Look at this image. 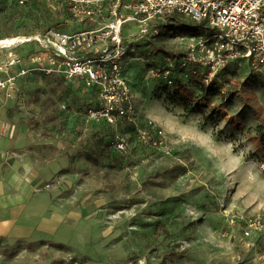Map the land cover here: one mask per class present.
Returning a JSON list of instances; mask_svg holds the SVG:
<instances>
[{
    "label": "rangeland",
    "instance_id": "374dc122",
    "mask_svg": "<svg viewBox=\"0 0 264 264\" xmlns=\"http://www.w3.org/2000/svg\"><path fill=\"white\" fill-rule=\"evenodd\" d=\"M64 8L62 0H0V40L97 26L72 24ZM182 23H154L157 34L129 45L121 66L135 118L116 132L89 121L91 93L61 79L32 73L16 93L0 92V135L20 137V155L48 172L45 187L59 190L45 191L48 215L60 221L40 239L0 241V264H264V232L242 234L243 220L264 217V158L254 140L264 80L235 60L209 86L190 75L194 68L178 62L188 59L189 35L202 32ZM9 50L41 47L0 49V62ZM204 59L196 55L195 64ZM169 62L171 84L159 73ZM135 127L160 129L164 144L140 146ZM116 133L128 140L125 153L113 145ZM230 215L239 218L234 226Z\"/></svg>",
    "mask_w": 264,
    "mask_h": 264
},
{
    "label": "built area",
    "instance_id": "2783aa9c",
    "mask_svg": "<svg viewBox=\"0 0 264 264\" xmlns=\"http://www.w3.org/2000/svg\"><path fill=\"white\" fill-rule=\"evenodd\" d=\"M15 1L22 5L30 0ZM45 1L58 3L61 0ZM62 1L72 24L89 22L97 26L49 32L42 39L35 37L24 42H36L41 47L40 52L17 56L13 50L7 51L4 61L0 62V92L7 96L16 93L19 81L32 73L61 79L91 93L92 104L86 109L89 121L101 122L116 132L126 123L132 124L135 118L133 96L121 66L128 47L135 36L143 38L157 34L154 23L165 21L168 15L178 16L181 21H188L196 29L209 33L208 37L202 34L190 38L186 48L188 59H180L179 65L185 67L189 63L194 68L193 74L198 69L204 81L210 82L228 62L241 60L264 79V0ZM134 27L138 28L136 33ZM198 54L206 55V60L197 65L194 57ZM174 69L169 62L159 72L169 84ZM135 131L142 147L159 149L164 144L160 129L135 127ZM113 145L118 152L125 153L128 140L116 133ZM226 218L229 226L239 221L233 215ZM242 223L245 238L264 232V217L247 218Z\"/></svg>",
    "mask_w": 264,
    "mask_h": 264
},
{
    "label": "crops",
    "instance_id": "0c3cea01",
    "mask_svg": "<svg viewBox=\"0 0 264 264\" xmlns=\"http://www.w3.org/2000/svg\"><path fill=\"white\" fill-rule=\"evenodd\" d=\"M20 141L0 135V241L8 244L40 239L60 224L48 215L45 192L59 190L45 187L48 172L27 163V153L19 152ZM32 144L27 146L32 149Z\"/></svg>",
    "mask_w": 264,
    "mask_h": 264
},
{
    "label": "trees",
    "instance_id": "16d2710c",
    "mask_svg": "<svg viewBox=\"0 0 264 264\" xmlns=\"http://www.w3.org/2000/svg\"><path fill=\"white\" fill-rule=\"evenodd\" d=\"M165 20H167L168 22H172L173 24H174V27H172L171 28V30H174L175 29V26L177 25V24H180V29H184L185 28V25L182 23V21L180 20V17H178V16H175V15H168L167 17H166V19ZM194 29V31H201L200 29H196V28H193ZM202 32V34H205L204 36L205 37H208V35H209V33H204L203 31H201ZM194 33V32H193ZM189 36H195V34H191V35H189ZM237 61H241V60H237ZM227 65V64H226ZM226 65H224L222 68H220L219 70H218V72L215 74V76H214V78L208 83V86L209 85H211L212 83H214V81H215V79L216 80H218V75H219V73H220V71L226 66ZM197 72L195 73V74H197V75H199L200 76V78H201V81L202 82H205L204 81V77H203V75L201 74V71H198V70H196ZM189 72V74L190 75H192L193 77H196L197 75H194V74H192V73H190V71H188ZM172 74H173V72H172ZM172 74L170 75V77L172 76ZM169 77V82H170V84L171 83H173V81H172V79ZM264 80V79H263ZM202 102H201V100L200 99H195V104L197 105V106H203L202 104H201ZM104 127H106L105 125H103ZM108 128V127H107ZM248 135H249V131H248V133H247ZM255 144H256V148H257V150H258V152L263 156V158H264V120H262L261 121V125L260 126H258L256 129H255ZM86 160L87 161H89V162H91V163H97L98 162V160H97V158L96 157H92V155H86ZM155 227L156 228H160V229H162V231H164L165 229H164V225H163V223L161 224V223H156V225H155Z\"/></svg>",
    "mask_w": 264,
    "mask_h": 264
},
{
    "label": "bare ground",
    "instance_id": "6f19581e",
    "mask_svg": "<svg viewBox=\"0 0 264 264\" xmlns=\"http://www.w3.org/2000/svg\"><path fill=\"white\" fill-rule=\"evenodd\" d=\"M30 40L29 38H7L0 40V49H9Z\"/></svg>",
    "mask_w": 264,
    "mask_h": 264
}]
</instances>
